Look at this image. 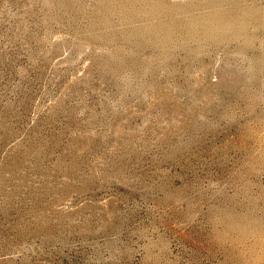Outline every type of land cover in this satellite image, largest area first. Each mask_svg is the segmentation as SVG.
I'll use <instances>...</instances> for the list:
<instances>
[{
  "label": "rangeland",
  "instance_id": "obj_1",
  "mask_svg": "<svg viewBox=\"0 0 264 264\" xmlns=\"http://www.w3.org/2000/svg\"><path fill=\"white\" fill-rule=\"evenodd\" d=\"M0 264H264V0H0Z\"/></svg>",
  "mask_w": 264,
  "mask_h": 264
}]
</instances>
